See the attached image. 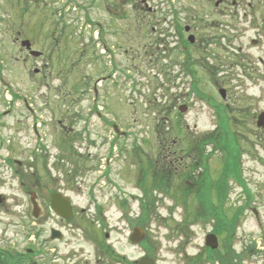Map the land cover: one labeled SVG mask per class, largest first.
Listing matches in <instances>:
<instances>
[{
    "label": "rangeland",
    "instance_id": "obj_1",
    "mask_svg": "<svg viewBox=\"0 0 264 264\" xmlns=\"http://www.w3.org/2000/svg\"><path fill=\"white\" fill-rule=\"evenodd\" d=\"M88 2L0 0V43L5 44L12 61L15 90L27 97L30 108L38 109L36 116L42 115L40 131L54 158L41 159L43 151L30 118L28 125L22 120L26 115L23 109H30L25 108L23 99L14 103L18 114L10 118L5 131L12 148L4 153L27 163V172L38 169L43 174L49 169L75 208L71 220L54 216L41 227L32 222L31 214L26 218L22 213L27 195L14 181L11 193L7 192L13 198L7 234L2 231L9 217L0 219V251L44 247L45 254L36 259L46 264H122L111 256L108 246L130 261L150 256L157 264H222L225 260L232 264L234 258L240 264H264V128L257 126V117L264 111L263 19H259L263 24L258 32L257 26L249 27L246 19L233 15L231 48L230 17L216 13L215 1L173 0L175 13L166 18L142 10L165 11L167 6L161 0H147L146 6L143 0H124V5L118 1L125 9L119 20L106 10L117 7L115 0H100L86 10ZM213 8L214 13H201ZM88 19L101 21L104 29L98 31ZM185 24L201 41L188 50L179 43L177 32L181 28L185 36ZM22 39L42 53L27 55ZM256 39L258 44L253 43ZM187 52L191 58L188 67L196 70L189 68L191 75L183 70ZM210 71L217 85L209 77ZM196 74L199 92L218 105L221 115L193 92ZM95 86L98 101L93 100ZM220 88L226 90L225 99ZM183 103L188 109L181 113L179 105ZM5 105L0 98V108ZM91 106L97 109H89ZM97 111L102 112V118ZM220 119L229 120V130L237 137L247 189L230 180V193L221 212L229 220L238 214V221L231 242L227 231L218 236L220 255L210 260L204 240L213 222L195 221L185 226L198 198L193 191L186 206L177 199L181 197V179L202 172L190 169L199 156L206 158V178L218 179L223 168L219 157L224 153L205 144L203 136L215 132ZM113 124L126 134L117 133ZM202 144L205 154L194 151ZM35 151L40 155L35 156ZM182 157L180 168L170 171ZM157 159L167 164L169 193L152 186L154 172L148 164ZM204 181L200 175L201 187ZM212 187L210 199L219 205ZM15 200L23 205H16ZM138 226L145 237L135 244L131 234ZM50 227L60 229L64 238L51 241ZM36 229L47 231L40 236ZM146 238L151 250L142 244Z\"/></svg>",
    "mask_w": 264,
    "mask_h": 264
},
{
    "label": "flooded vegetation",
    "instance_id": "obj_2",
    "mask_svg": "<svg viewBox=\"0 0 264 264\" xmlns=\"http://www.w3.org/2000/svg\"><path fill=\"white\" fill-rule=\"evenodd\" d=\"M100 0H89V2L86 5V10L93 8ZM118 1H123L124 5V0H115L116 6L114 8L107 7L106 10L109 14V16L119 20L120 18L124 17L125 9L124 6H121V8L118 6ZM165 5L166 10H154L152 8L148 9H142L143 12L145 13H154L159 16H164L165 18L167 16H172V13L174 14L175 12L172 10V2L173 0H161ZM209 2L215 1V7H216V13L218 15H228L230 17V35H229V46L232 48V16L236 17H242L243 19H246V22L248 23L247 25L249 27H253V25L258 27V32H260L259 27H262L263 22H259V19L262 18L264 21V0H206ZM143 3L145 6L147 5V0H143ZM134 9L137 8V6H132ZM233 9L235 10H232ZM239 8H242L240 10ZM146 10V11H145ZM136 11H141V9H138ZM209 12H215L214 8L212 11L210 9L208 10H203L201 11L202 14L204 13H209ZM200 13V11H199ZM0 22H2V19H0ZM89 23H93L98 31L104 29V25L101 21H91L88 19ZM176 26V25H174ZM107 31L113 32L111 29L106 27ZM183 32L185 31V36L181 32V28L178 30V35H179V43L183 45L184 50H188L191 47H194L196 45V42L200 41L198 37V33L194 31V29L189 26L188 24H185L183 27ZM94 32V29H93ZM190 35H194V42H191L189 37ZM22 41V46L24 47L25 51L27 52V55L30 53V55L38 57L36 55L32 54L31 49H29L28 45L24 44V39ZM26 41V40H25ZM254 44H258L259 40H253ZM42 51V50H41ZM187 54V60L183 63V70L185 73L190 71L192 74L193 70L196 72L195 69L191 68L189 69L188 65H190L191 58L189 57V52ZM42 56V55H41ZM8 52L6 51L5 44L3 45L0 43V98L3 99L6 102V105L0 108V219H3L5 217H9V221L5 226L4 231H2L4 234H7L9 231V228L11 226V213H12V196L7 193H11V189L13 186V182L16 181V184L18 188L21 191H24V193L27 195L26 196V204L25 208L22 211V213L28 218V215L30 216L31 214V219L34 221H37V224L39 226H44L49 219H53L55 216L56 218H59L61 220H64L55 210L53 207V202H54V196L60 195L61 193L65 195V193L62 192V190L58 186V179L55 178L54 174L49 170L45 169L46 172L41 174L39 170L34 172H27V169H24L25 166H27V163L24 161H21L17 158H13L11 153H8L4 151L5 150H10L12 148L11 146V139L8 137L6 134V128H7V123L10 120L12 116H15L18 114L17 109H14V103L20 99L24 100L25 103V108H30L28 99L25 95L20 94L15 90L14 82L12 79V61L11 59L8 58ZM260 60V59H259ZM198 61V60H197ZM263 63V61L261 60ZM204 69V68H203ZM118 70V68H116ZM212 81L214 82L215 85H217V82L214 78L213 72H209ZM195 74V73H194ZM196 84L195 88L198 90V78L196 74ZM89 85V83H88ZM194 92V91H193ZM195 93V92H194ZM91 95V93H89ZM93 94L94 98L93 100L98 101L100 98L98 88L95 86L93 89ZM196 94V93H195ZM231 97V96H230ZM185 104V103H183ZM214 109H218V107L212 106ZM89 109H97L96 106H91ZM98 109H104L103 107H100ZM188 109V107L186 108ZM25 112V116L22 118L28 125V119L30 118V124H32L34 135L37 137L38 140H40L39 143V148L43 151L41 153V159L44 158H50L51 156L54 155H49L51 151V145L50 143L45 139L44 135L40 131V128L42 127V122H43V117L42 115H37L38 109H23ZM97 115L102 118V112L97 111ZM21 122V121H20ZM106 122V121H105ZM197 153L203 154V147H197L196 150ZM173 152V151H172ZM199 155V154H198ZM201 159L202 157H198L197 161H194L191 163L190 169L193 170L195 169L194 165L200 166L199 170L203 172L202 166H201ZM175 161V160H174ZM174 161H171L174 162ZM177 162L176 166L171 168L170 166V171H172L174 168L178 169L180 168L181 163L184 162V158H179L176 159ZM177 163L179 165H177ZM54 166V165H53ZM46 167V166H45ZM194 178V177H193ZM199 177L196 178L195 181L192 180H187L186 181V186L190 188H194L195 185L198 182ZM182 188H185L182 186ZM17 203L18 201L15 200ZM16 205L22 206L23 203L19 202ZM34 211H36L37 216L34 214ZM36 217H35V216ZM70 220V219H69ZM1 221V220H0ZM26 222H29V220ZM54 229H58L56 227H50V235ZM47 229H36L34 232H38L37 235H40L44 232H46ZM49 235V236H50ZM34 234L32 235V237ZM35 238V236H34ZM50 239V238H49ZM46 250L44 247L40 248H33L30 246L24 247V251L22 252H16L12 253L10 251H5L1 250L0 255H2L3 260L8 258H13L15 261L11 262V264H46L45 262H41L40 260L36 259V256L38 255H43L45 254Z\"/></svg>",
    "mask_w": 264,
    "mask_h": 264
},
{
    "label": "trees",
    "instance_id": "obj_3",
    "mask_svg": "<svg viewBox=\"0 0 264 264\" xmlns=\"http://www.w3.org/2000/svg\"><path fill=\"white\" fill-rule=\"evenodd\" d=\"M196 92H197V95H201L199 90H196ZM217 111L221 115L220 109H217ZM228 121L229 120H223L221 122V119H220V122L216 128V131L205 134L203 136L205 140L207 139L206 141H212L214 143L215 149H219L220 151L224 153V157H222L223 158V162H222L223 168L219 174L218 179L216 181L214 180L212 181L210 180V178H206L208 174V165L205 161L206 160L205 158V160L203 161V166H204L203 172H201L198 175H195L194 178L191 177V174H190L187 176L189 178H186L185 181H182L181 179L180 183L183 184L182 186H184L185 188L181 187L180 189H178L179 191L178 194H180L181 197H178L177 200L181 201V203H183L184 206H186L188 196H190L191 193L194 191L196 197L198 198L197 200L198 205H197V208L193 212L191 211L187 214L185 218V226H189L190 222H195V221L196 222L198 221L201 224L213 222L214 224L213 231L217 233L218 236L221 233H224L227 231L228 232L227 240L230 241L232 230L236 222L238 221V214L235 215L233 220L232 219L229 220L221 212V210H223L222 205L223 203L227 202L225 200L228 199L227 197L229 196V193H230L231 178L235 181H238L246 189H247V186L243 179V175L241 174L242 168L240 167L241 162H239L242 151H241L240 146L238 145L237 137L233 136L229 130L230 123ZM162 137L163 135H160V138ZM203 152L204 151H202V153ZM207 156L208 155H205V157ZM159 157H161V155H159ZM148 167L152 172H154L152 174L153 175L152 176L153 178L152 186H154V189L160 192H166V193L171 192L170 182H169L170 175L168 174L165 168L167 167V164L163 163L160 159H157V160L149 161ZM194 167L199 168L198 165L196 164L194 165ZM200 175H203L204 178L206 179V181H204V183L201 184L202 187L199 185V183H197L194 188H190L186 186L187 180L190 179L192 181H195L197 178L196 176L199 177ZM211 186H213L212 188H215L216 190V198H217V202L219 203V205L215 204V202L210 199L209 191L211 190ZM145 194L146 195L149 194L148 190H146ZM248 195H250L249 190H248ZM123 204L125 205L126 201H124ZM140 224L144 225V223H140ZM148 242L149 241L146 238V240H144L142 244L146 246L149 250H151V247L149 246ZM101 248L103 247L101 246ZM229 248L231 249V246H229ZM206 249H207L210 260H215L217 259L216 257L220 255L219 248L216 250H212L209 247H207ZM107 250L111 253V256L117 258L120 263L135 264L134 261H130L125 256L118 254L112 247L108 246ZM236 257L241 259V256L236 255ZM222 264H231V261L229 262L228 260H225V261H222ZM232 264H240V263H238L237 259L234 258V263L232 262Z\"/></svg>",
    "mask_w": 264,
    "mask_h": 264
},
{
    "label": "water",
    "instance_id": "obj_4",
    "mask_svg": "<svg viewBox=\"0 0 264 264\" xmlns=\"http://www.w3.org/2000/svg\"><path fill=\"white\" fill-rule=\"evenodd\" d=\"M191 41H194V37H191ZM24 44L30 46V41H26ZM33 54H40V52L33 51ZM221 94L223 97H226V92L225 90H221ZM187 109H184L183 107L180 109V111L185 112ZM257 125L259 127H264V112H262L257 121ZM53 207L55 210H57L62 216L68 218L70 217L72 213V207L70 205V202L63 198L62 196H55L54 202H53ZM34 214L37 216L36 211H34ZM144 233L140 227H136L134 229V232L132 234V240L134 242H139L144 238ZM56 238H62V234L59 231H53V234L51 236V239H56ZM205 243L206 245L210 246L212 249H217L219 247V240L218 237L215 233H209L206 238H205ZM139 264H156L155 259L149 256H144L140 259Z\"/></svg>",
    "mask_w": 264,
    "mask_h": 264
}]
</instances>
